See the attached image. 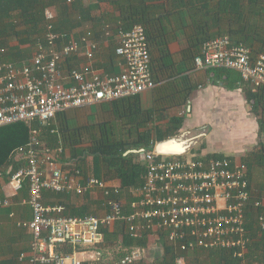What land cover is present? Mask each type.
Here are the masks:
<instances>
[{
  "label": "built area",
  "instance_id": "built-area-1",
  "mask_svg": "<svg viewBox=\"0 0 264 264\" xmlns=\"http://www.w3.org/2000/svg\"><path fill=\"white\" fill-rule=\"evenodd\" d=\"M43 18L44 28L35 38L31 57L0 62V127L23 123L29 132L27 144L15 152L24 164L9 180L13 193L27 185L24 203L32 211L31 221L24 225L32 234L28 264H85L76 251L98 245L102 229L114 224H120L132 239L154 237L156 242H165L176 256L175 264H183L195 252L217 251L240 264H263L249 262L248 257L253 243H261L264 237V191H251L242 163L191 152L182 157L161 156L152 148L141 155V184L131 189L128 202L118 197L117 186L108 187L103 179L83 177L80 169L63 170L59 162L62 143L49 148L40 140L43 129L57 115L132 99L156 84L142 25L120 32L115 54L122 58L124 69L108 75L92 67L98 46L90 32L77 40L55 28L51 11L45 9ZM80 52L86 63L68 68L66 62ZM194 63L203 71H235L253 92L264 88V54L253 55L245 44L227 35L202 43ZM92 190L101 191L106 199L103 216H69L62 206H45L42 201L44 192L83 196ZM248 212L256 214L255 237L247 227ZM58 244H68L72 253L57 254L54 247ZM261 248L264 251V244ZM98 264L148 262L134 250L119 260Z\"/></svg>",
  "mask_w": 264,
  "mask_h": 264
},
{
  "label": "crops",
  "instance_id": "crops-1",
  "mask_svg": "<svg viewBox=\"0 0 264 264\" xmlns=\"http://www.w3.org/2000/svg\"><path fill=\"white\" fill-rule=\"evenodd\" d=\"M44 1L49 5L46 9L52 12L54 26L59 32L77 40L85 33H91L98 46L92 67L102 74L117 75L123 71L124 62L115 54L119 34L130 29L131 19L141 21L148 37L156 84L155 88L132 99L63 112L61 119L53 122V128L58 130L57 133H63L66 145L71 141L78 150V157L69 161L70 152L64 149V161L59 160L64 171L80 169L83 177L93 176L92 156L86 155L87 150L83 153L81 150L100 141L103 131L113 132L109 136L111 140L129 144L136 142L146 131L152 132L154 140L159 135L167 138L175 129L181 132L206 127L208 134L205 142L200 144L203 148L198 155H222L242 163L251 191H264V127L261 124L264 115L254 114L253 101L247 96L249 86L240 82L235 71L230 75L222 70L203 71L196 69L194 63L203 42L230 30L229 16L221 12L216 15L221 19L218 26L207 23L214 18L215 4L219 0H66L54 4L50 0ZM117 4H122L127 21L122 22ZM231 38L237 40L234 35ZM34 43L19 44V38H6L9 48L19 50L11 55L15 62L20 61L19 54L21 60L23 57L29 59ZM62 45L58 43V48ZM27 49H32L31 55L26 53ZM2 50L6 54V49ZM251 50L253 55L264 54V48L261 51L257 43ZM85 63L80 52L71 57L66 66L80 68ZM261 104L264 109V100ZM173 119L180 120L181 125ZM61 126L66 127L65 132H60ZM69 163L71 165L67 166ZM97 179H103L108 187L117 186L121 198L128 201L126 196L130 197L133 187L125 189L114 171L103 170ZM9 180L7 173L0 176V264H28L32 234L24 225L31 221L32 211L24 203L28 198L27 185L13 193ZM57 195L44 192L43 204L62 206L64 214L69 216H103L107 212L106 199L99 190L83 196ZM123 233L120 224L103 228L102 241L94 247L78 249L75 256L85 264H98L115 260L128 250H138L148 264L161 262L165 242H156L154 237H149L144 239L145 248L126 247L122 245ZM206 260L209 264L219 263L216 252H195L186 256L183 264H205Z\"/></svg>",
  "mask_w": 264,
  "mask_h": 264
},
{
  "label": "trees",
  "instance_id": "trees-1",
  "mask_svg": "<svg viewBox=\"0 0 264 264\" xmlns=\"http://www.w3.org/2000/svg\"><path fill=\"white\" fill-rule=\"evenodd\" d=\"M63 1L66 0H50L51 4ZM117 5L120 7L122 22L127 21L128 17L123 15L124 12L122 4ZM48 6V3H46L44 0H0V48L6 49L7 54L0 57V62H15L16 60L11 57V55H14V51H19L15 50L17 47L9 48L6 45L7 37L14 36L19 38V44H25L28 42L34 43L35 38L39 36L44 28L45 22L43 13ZM218 12L224 13L226 16L228 15V21L230 23V30L228 32L222 33L219 36L224 34L231 38V36L234 35L237 37V40H234L235 43H245V45L250 49L254 44L257 43L259 44V48L262 51L264 48V0H219L215 4L214 18L212 20L210 19V21L208 20L207 22L212 23L211 25L213 27L218 26L220 23L221 19L216 16ZM140 23L141 21H135L132 19L130 22V24L133 25ZM132 26H130V28ZM234 26H236V29ZM31 38L34 40L31 41ZM21 56L22 55L19 54L18 59L21 60L22 58H19ZM25 58L26 57H23V59ZM217 70L225 71L229 75L232 71L227 69H213L210 70V72ZM248 88L247 96L248 100L253 101L252 110L254 111V114L257 115L258 113L263 116L264 109L261 103L262 100H264V88H261L255 92L252 91L250 86ZM62 114L57 115V121L61 119L60 117ZM172 121L177 122L178 126L181 125V121L178 119H173ZM53 122L43 129L40 138L41 143L46 147L54 148L57 143L61 141L63 143L62 146H67L66 148L70 152L69 161L75 157H78V150L74 147L71 141L68 142L67 145L65 144V139L63 138L62 132H65L64 129L66 127H60V132L62 133L61 137V134L57 133L58 130L56 131V129L53 128ZM261 124L264 127V119ZM51 131H53V133ZM178 131L179 129H175V131L171 132L170 136L168 137L175 135L178 133ZM28 133V128L23 123H16L0 127V176L7 173V176L10 179L12 174L24 164L23 160H20L15 152L16 149L22 148L27 144L29 139ZM109 135V131H103L101 140L92 144V146H90L87 150L92 156V175L95 178H100L103 170L107 172L114 171L116 178L121 181L125 189L138 187L141 184L140 176L144 172L141 156L140 154L125 155V153L129 150L135 149H141L143 152L149 151L152 149L155 141L164 139L165 137L159 135L156 139L152 140V132L146 131L145 133L138 136V140L136 142H131L128 144L124 141L111 140ZM202 148L203 146L200 145L198 149L192 150L191 153L199 154ZM81 151L82 153L84 152V150ZM63 153L64 149L61 155V161H64ZM213 156L216 158L222 157V155H212L211 157ZM70 165V163L67 164V166ZM61 195L62 194H60V196ZM57 196H59V194ZM118 197H120V195ZM126 198L128 201L130 200L129 196H126ZM247 219V227L251 232V235L255 237L256 232L253 226L256 220V214L253 212H248ZM105 239L108 240V237H105ZM121 240L123 246L145 248L144 239H132L128 234L123 233ZM261 240V243H253L250 256L248 257L249 262L255 260L264 264V251H262L261 248V245L264 244V237H262ZM54 251L57 254L68 255L72 253V248L68 244H58L54 247ZM130 251L131 250L126 251L121 257L118 256L117 259L115 258V260L111 261L121 259L125 255L129 254ZM216 253L219 258L218 264H240L239 260L233 259L225 252L217 251ZM252 256H257V258L254 259ZM175 257L176 256L174 255L173 250L169 246L165 245L164 257L161 259L159 264H175ZM150 263L156 264L155 261Z\"/></svg>",
  "mask_w": 264,
  "mask_h": 264
},
{
  "label": "water",
  "instance_id": "water-1",
  "mask_svg": "<svg viewBox=\"0 0 264 264\" xmlns=\"http://www.w3.org/2000/svg\"><path fill=\"white\" fill-rule=\"evenodd\" d=\"M208 134L206 127L195 130H185L171 137L158 140L153 147V152L161 156L182 157L199 146ZM143 150H129L127 154H142Z\"/></svg>",
  "mask_w": 264,
  "mask_h": 264
},
{
  "label": "rangeland",
  "instance_id": "rangeland-1",
  "mask_svg": "<svg viewBox=\"0 0 264 264\" xmlns=\"http://www.w3.org/2000/svg\"><path fill=\"white\" fill-rule=\"evenodd\" d=\"M11 41H13L14 42V39L12 38L11 39ZM0 49H2V48H0ZM31 50L32 49H27V51H26V53L28 54V55H31ZM33 51V50H32ZM2 54H5V52H3V51H0V55L2 56ZM0 56V57H1ZM55 123H56V121H55ZM72 128H77V127H72ZM73 130V129H72ZM113 132H110L109 134L111 135ZM109 135V136H110ZM61 137H62V134H61ZM113 140V139H112ZM116 140V139H115ZM203 142H205V139L203 140ZM67 147V146H66ZM66 147L65 146H63V149H66ZM90 146H85V147H83L82 148V150H88V148H89ZM197 148H199V146H197ZM86 155H91L88 151H86ZM188 155V154H187ZM125 197V196H124ZM205 264H209V262H208V260H206L205 262H204Z\"/></svg>",
  "mask_w": 264,
  "mask_h": 264
},
{
  "label": "clouds",
  "instance_id": "clouds-1",
  "mask_svg": "<svg viewBox=\"0 0 264 264\" xmlns=\"http://www.w3.org/2000/svg\"><path fill=\"white\" fill-rule=\"evenodd\" d=\"M153 147H154V146H153ZM153 147H152V148H153ZM143 153H144V152H143ZM143 153H142V154H143ZM142 154H140V156H141Z\"/></svg>",
  "mask_w": 264,
  "mask_h": 264
}]
</instances>
